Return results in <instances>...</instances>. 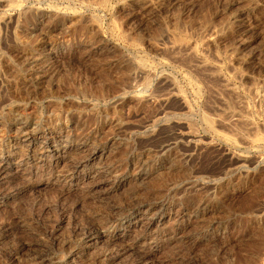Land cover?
I'll use <instances>...</instances> for the list:
<instances>
[{"label":"rangeland","instance_id":"rangeland-1","mask_svg":"<svg viewBox=\"0 0 264 264\" xmlns=\"http://www.w3.org/2000/svg\"><path fill=\"white\" fill-rule=\"evenodd\" d=\"M46 53L52 83L36 88L25 57ZM162 76L173 94L143 100ZM16 117L38 135L59 134L68 158L86 154L74 150L82 141L98 155L53 183L55 154L19 153ZM178 129L193 140L161 150ZM5 158L23 165L0 175V264H264V0L0 1ZM112 161L108 184L126 180L104 200L72 185ZM135 202L124 235L116 215ZM91 231L100 233L84 241Z\"/></svg>","mask_w":264,"mask_h":264},{"label":"bare ground","instance_id":"bare-ground-1","mask_svg":"<svg viewBox=\"0 0 264 264\" xmlns=\"http://www.w3.org/2000/svg\"><path fill=\"white\" fill-rule=\"evenodd\" d=\"M0 1H2V0H0ZM101 1H103V0H101ZM136 6H139V5H136ZM140 6H142V5H140ZM44 14H45L44 10H40L38 12L37 16H38L39 19H41L44 16ZM76 16L77 15H69V19L68 20L69 21H71L73 19L75 20ZM46 26H47V24H46ZM89 28L96 29L97 26H96V24L94 22H90L89 23ZM47 29L48 30L45 31L43 34H47L50 31L49 26L47 27ZM176 45H178V44L174 43L172 48L179 47V46H176ZM98 47L99 48H103L106 51H110V50L113 49L114 44L112 42L108 41V40H102V42L99 44ZM26 54H27V51H26ZM46 54H48V55H46ZM46 54H44L46 56H44L43 54L42 55L31 54V55L25 57L26 58L25 59V65L27 67L26 71H27V75H29V77H27L28 79H26V80H28L29 83L31 85L35 86L36 88L37 87H42L46 83H47V85H50L52 83L53 75L51 74V72L53 70H51L52 66L50 65L51 63H49L50 62V57H49L50 54L49 53H46ZM201 60L202 59L198 60L199 64L200 65H204L203 64L204 61L203 60L201 61ZM205 66H206V64H205ZM136 68H137V71L139 72V74L141 76L147 71V68L144 65H142V64H137ZM216 69L217 68H215V67L212 68L213 72L216 73ZM210 74H212V73H210ZM160 86H161V89H159V91L152 92L150 94H146V95L142 96V99L143 100H149V101L153 100V101H156L157 103H159L160 105H162L164 103V101L166 100L167 96L173 94L174 86H173L172 80L170 79L169 76H162L161 77ZM124 100H125V96L124 95L116 96L115 99H113V104H114V106H120L123 103ZM16 110H18V109H16ZM19 110H21V109H19ZM162 111H163V107H162V110L160 112H162ZM19 119L20 118L16 117L15 120H13L14 121L13 123L16 126L14 128H17V129H15V133H16L15 134V136H16L15 138H17V140H18V142L15 141L16 142L15 144H16V147H17V151H19V153L21 151L24 154H29L31 151H33V153H35V152L39 153L40 155H44L45 153H51L53 155L55 154L54 155L53 168L56 171V176L54 178L55 180H54L53 183H59V182L61 183L60 180L63 181V179L65 177L67 178V176L75 174L73 172H75V170L78 169V167L83 165V163L85 161L91 160V162H92V160H94L96 158V156L98 155L97 152L99 150L94 144H92V143L90 144V143H88L86 141H82L76 146V148L74 150H76V153H78V154L79 153L81 154V152H85L86 154L82 153L83 156H81L80 158H77L76 156L75 157L72 156V157L68 158L67 155L70 152L64 150L66 147L62 146L63 143L60 144V143L56 142L60 138L59 134H55L53 136L50 135V134L49 135H45V136L38 135V131L36 132V130H34V128H32V127L29 128L23 122L19 123ZM204 122H205V124H206V126L208 128H212L211 127V123H210V121L208 119L204 118ZM110 123L113 126H115L114 128H116V130H118V131L120 130L121 122H119L117 120H112V122H110ZM146 127H147V125H145V128ZM192 138H193V135L189 131L183 130V129H178V130H176L174 132L172 138L166 140L161 145V150L167 149L171 145H173L176 142L181 141V140H186L188 142H191L193 140ZM118 139H116V140H118ZM101 152L99 153V157L101 155ZM65 154H67V155H65ZM60 159H61V162L59 163ZM137 162H138V166H141V167H142V165L147 163L146 159L145 160L140 159ZM97 164L94 165L92 163L91 166L86 167V168H88V171L86 172L85 178L83 180H81V181H75L72 185L75 186V188L77 187L76 189H80V191L82 192V196H84L85 198L101 199L102 200L107 194L111 193L112 190L115 189V187H117L118 185H121L123 182H125L126 177L124 178V176H122V173L121 174L119 173L120 175L117 174L118 176L115 177L116 181H114L112 184L111 183L108 184V182H107V176H108L107 174L109 173L108 170H110V173H111V168L112 167L116 168L115 167L116 166L115 162L112 161V163H110V164L109 163L98 164V165ZM13 165H14L15 170H18L20 172V171H22V167L21 166L23 165V160L22 159H17V161L12 162V158H11V159H6L3 162L0 161V175L5 174L7 171H9V168L12 167ZM83 166H82V168H83ZM168 167H166V168H168ZM138 170L139 171L136 173V175H138L137 177L139 178V180L142 179V181L143 180L145 181L146 178L150 177V175H151V173L146 172L143 169L142 170L138 169ZM124 173H126V172H124ZM111 175H113V174H111ZM108 178L110 179V177H108ZM71 179H72V177H71ZM111 179H112V177H111ZM143 184H145V183H143ZM106 185H108V186H106ZM19 189L20 188H17L16 191L19 190ZM130 189L131 190L128 191L127 195H130V197H131V196L135 195L134 194L135 190L138 189V188L135 185L133 188L131 187ZM137 205H140V203H138V202L136 203L135 202L134 204H132L131 206L126 208L123 212L121 211V212H119L116 215L117 216V220L122 223V226H123L122 228L124 230V235L130 234V232H131L130 227H134V225H135L136 221H134V222L131 221L130 217H128V216L130 215V213H133V211L135 209H137ZM155 216L156 215L153 214V216L151 218H154ZM125 222H127V224ZM124 223H125V225H124ZM7 233H8V230H7L6 234H4V235H7ZM98 233H100V232L91 231V232L87 233L84 236L83 240L89 242L92 239H94V236L96 234H98ZM110 235L113 236L114 234L112 235L110 233ZM134 246H132L130 244L128 249L131 250V249H133Z\"/></svg>","mask_w":264,"mask_h":264}]
</instances>
